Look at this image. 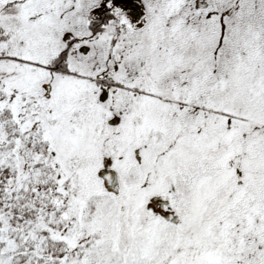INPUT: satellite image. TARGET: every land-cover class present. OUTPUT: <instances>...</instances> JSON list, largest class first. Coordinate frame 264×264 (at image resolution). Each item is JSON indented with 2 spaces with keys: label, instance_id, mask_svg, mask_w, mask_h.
<instances>
[{
  "label": "snow or ice",
  "instance_id": "6c2138e0",
  "mask_svg": "<svg viewBox=\"0 0 264 264\" xmlns=\"http://www.w3.org/2000/svg\"><path fill=\"white\" fill-rule=\"evenodd\" d=\"M0 264H264V0H0Z\"/></svg>",
  "mask_w": 264,
  "mask_h": 264
}]
</instances>
